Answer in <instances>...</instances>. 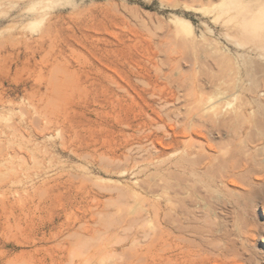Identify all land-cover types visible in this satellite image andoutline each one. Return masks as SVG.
Returning <instances> with one entry per match:
<instances>
[{
	"label": "rangeland",
	"instance_id": "rangeland-1",
	"mask_svg": "<svg viewBox=\"0 0 264 264\" xmlns=\"http://www.w3.org/2000/svg\"><path fill=\"white\" fill-rule=\"evenodd\" d=\"M226 1L0 0V264H264V0Z\"/></svg>",
	"mask_w": 264,
	"mask_h": 264
},
{
	"label": "bare ground",
	"instance_id": "bare-ground-1",
	"mask_svg": "<svg viewBox=\"0 0 264 264\" xmlns=\"http://www.w3.org/2000/svg\"><path fill=\"white\" fill-rule=\"evenodd\" d=\"M56 1V0H55ZM227 1H231V0H227ZM226 1V2H227ZM48 4V3H47ZM53 4V3H52ZM263 11H261V13H262ZM259 18V17H258ZM258 18H253V19H255V20H257ZM262 19V18H261ZM263 20V19H262ZM182 22V26L185 28V29H187V30H191L190 28H191V24L188 22V21H181ZM253 22H257V21H254L253 20ZM190 33V32H189ZM258 123V122H257ZM257 123H255V124H257ZM260 123V122H259ZM262 124V123H261ZM260 124V125H261ZM257 126V125H256ZM257 128V127H256ZM253 137V136H252ZM255 141H256V139H255Z\"/></svg>",
	"mask_w": 264,
	"mask_h": 264
}]
</instances>
